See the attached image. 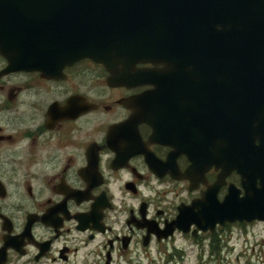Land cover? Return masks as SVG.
<instances>
[{
    "label": "flooded vegetation",
    "instance_id": "af4514ba",
    "mask_svg": "<svg viewBox=\"0 0 264 264\" xmlns=\"http://www.w3.org/2000/svg\"><path fill=\"white\" fill-rule=\"evenodd\" d=\"M7 66L0 54V264H159L182 254L180 242L259 223L199 228L214 200L223 204L229 191L250 197L261 179L259 169L243 170L238 128L234 137L233 126L217 125L210 109L190 106L194 99L166 93L172 113L161 107L160 114L174 119L171 146L154 140L144 121L140 97L152 86H111L108 72L87 59L57 78ZM203 126L214 150L190 169L192 138ZM233 145L237 170L228 157ZM251 177L253 187L246 185Z\"/></svg>",
    "mask_w": 264,
    "mask_h": 264
},
{
    "label": "water",
    "instance_id": "95a60500",
    "mask_svg": "<svg viewBox=\"0 0 264 264\" xmlns=\"http://www.w3.org/2000/svg\"><path fill=\"white\" fill-rule=\"evenodd\" d=\"M0 54L6 71L57 78L65 66L90 59L106 69L111 86H152L140 97L144 121L154 140L171 146L174 119L160 109L172 113L173 97L166 93L185 94L195 101L190 106L210 109L217 125L233 126L234 137L238 128L244 172L259 169L264 175V0H0ZM193 136L190 169H198L195 159L214 150L209 145L215 137L206 135L205 126L196 127ZM235 154L229 146V163L237 170ZM260 173L255 194L238 200L229 191L223 204L214 200L215 183L211 205L216 207L201 212L199 228L213 230L216 223L235 220L264 222ZM254 178L245 184L253 187Z\"/></svg>",
    "mask_w": 264,
    "mask_h": 264
},
{
    "label": "rangeland",
    "instance_id": "374dc122",
    "mask_svg": "<svg viewBox=\"0 0 264 264\" xmlns=\"http://www.w3.org/2000/svg\"><path fill=\"white\" fill-rule=\"evenodd\" d=\"M88 66V64H84ZM213 243L214 247H220V252L207 253L208 246ZM182 254L174 259L160 260L162 264H225L220 262L229 261L228 264H264V223H252L249 225H230L226 229L216 232L209 237L205 236L200 242H180ZM243 246L246 255H242ZM253 248L252 252L250 249ZM219 250V248H217ZM208 254V255H207ZM221 254L224 258H221ZM236 262V257H239Z\"/></svg>",
    "mask_w": 264,
    "mask_h": 264
},
{
    "label": "trees",
    "instance_id": "16d2710c",
    "mask_svg": "<svg viewBox=\"0 0 264 264\" xmlns=\"http://www.w3.org/2000/svg\"><path fill=\"white\" fill-rule=\"evenodd\" d=\"M217 248H218V247H214V246H213V243H210V250H211V253H216Z\"/></svg>",
    "mask_w": 264,
    "mask_h": 264
}]
</instances>
